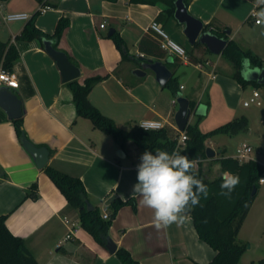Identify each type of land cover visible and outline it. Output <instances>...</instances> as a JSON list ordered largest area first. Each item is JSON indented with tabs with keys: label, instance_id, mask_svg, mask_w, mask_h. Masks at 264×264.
I'll return each mask as SVG.
<instances>
[{
	"label": "crops",
	"instance_id": "1",
	"mask_svg": "<svg viewBox=\"0 0 264 264\" xmlns=\"http://www.w3.org/2000/svg\"><path fill=\"white\" fill-rule=\"evenodd\" d=\"M44 6L50 8L41 12ZM260 6L264 4H258L257 0H192L188 8L207 29L225 33L264 60L263 22L258 24L253 17V38L246 39L241 33L251 10ZM166 7L164 3L129 0H0V41L6 43L4 53L0 54V71L6 68L17 77L19 86L13 89L23 103V128L32 142L49 148V165L81 178L92 204L99 206L101 213L104 208L110 212L115 198L135 200L136 208L130 203L122 206L111 223L109 234L118 248H126L140 264H209L216 252L200 238L191 212L183 225L172 224L157 230L152 223L153 210L142 206L138 195H130L137 183L141 155L145 151L155 155L156 148L146 150L132 140L123 147L91 119L79 116L73 92L63 82L56 61L46 50L44 41L54 42L55 38L27 41L20 37L35 14L37 27L50 35L55 33L61 18L67 19L69 24L59 40V49L81 68L77 80L83 82L92 75L109 74L91 90V102L121 127L140 125L143 119L157 120L164 124L162 128L169 136L179 137L181 130L173 107L175 96L169 87L159 83L153 70L147 69L145 76L134 73L144 66L142 61L165 63L172 77L177 78L179 91L183 85L176 64H193L210 80L216 79L230 110L233 106L228 101L229 91L239 89L240 83L233 77V63L223 53L216 60L212 58L205 44L193 51L195 57L201 58L199 61H192L187 50L188 59H183L162 47L161 43L168 39L182 47L188 40L184 25L175 16L165 21L158 19ZM13 12L29 13L30 18L5 21L4 15ZM153 21L162 25L167 38L151 28ZM111 30L124 39L132 59H123ZM181 73L183 77L188 74L186 70ZM197 80L194 79L195 83ZM213 137L206 140L207 147ZM120 149L124 156L117 154ZM223 150H215L213 159L221 158ZM210 159H195L196 172L202 170L206 179L214 180L222 173L221 163L218 160L216 170L208 172L205 166L211 169L212 164L207 162ZM0 167L5 172L0 175V216L7 215V227L26 240L38 264H123L116 253H111L81 227L78 211L69 206L44 168L37 165L19 138L12 118L1 106ZM35 183L37 188L33 187ZM254 204L255 201L238 237Z\"/></svg>",
	"mask_w": 264,
	"mask_h": 264
},
{
	"label": "trees",
	"instance_id": "2",
	"mask_svg": "<svg viewBox=\"0 0 264 264\" xmlns=\"http://www.w3.org/2000/svg\"><path fill=\"white\" fill-rule=\"evenodd\" d=\"M129 1L132 3L146 4L164 3L167 7L158 16V19L163 21L174 16L176 8V0ZM191 1L185 0L187 5ZM35 16L36 14L29 19L20 37L27 41L36 38L43 39L45 37L49 39L55 38L53 45L59 49V40L69 24L68 20L61 18L55 33L50 35L37 27ZM205 30H209L207 26H205ZM210 31L213 32L211 29ZM215 33L228 39L223 54L233 63L235 68L233 77L244 87L249 81L254 82L257 87L264 85L257 80L251 79L246 81L241 77V60L243 57L250 58L252 65L258 67H264V60L251 50L242 48L237 41L229 39L225 33ZM111 37L114 39L117 47L122 51L123 59H132L133 56L129 53L127 45L120 34L115 31L111 34ZM201 46H204V44L196 42L192 46V50L188 51L192 61L201 60V58L193 55L194 49ZM5 48L6 43L0 41V54L4 53ZM205 48L210 52L207 47ZM69 58L73 63L78 65L70 56ZM137 60L140 62L138 58ZM142 62L143 65L148 64V61ZM6 67L11 69L8 64ZM108 75H92L86 77L83 82L75 79L67 82V85L73 92L77 114L91 119L96 127L107 132L115 141L120 142L123 147L128 140H132L146 150L159 148L169 153L177 151L181 155H187L189 159H203L207 157L206 140L208 138L218 134L236 135L249 130L248 118L245 116L228 121L207 132H203L196 125L188 123L184 130L187 134L185 145L180 146L178 144V137L169 136L167 130L164 128L145 130L140 125H134L130 128L121 127L113 118L105 115L95 106L89 97L93 87L108 77ZM166 86L171 89L174 96L180 97L179 83L175 76L171 77ZM190 106L192 109L196 108L197 102L190 100ZM12 121L15 124L19 138L22 140L24 135L28 137L23 128V114L18 118H13ZM224 152L225 150L221 152L223 156L219 158L221 171L223 173L227 170L239 175L240 184L235 188L232 193V198L229 200L219 195L222 174L214 180H208L203 176L202 170H198L196 174L209 187L210 194L206 200L201 199L202 206H196L192 209L191 216L200 238L208 243L216 252L209 264H241L240 259L246 250V245L238 241V235L259 192L260 179L264 175V166L253 158L245 162H240L234 157L224 156ZM44 171L65 195L69 206L78 211L81 227L88 231L103 246H106V242L111 238L109 229L119 209L129 203L136 208L134 199L122 200L121 198H115L110 204V218L105 219L99 206L94 205L93 209H89L88 202H91V197L81 178L65 173L49 164L44 167ZM0 175H5L1 167ZM33 187L37 188L36 183L33 184ZM254 189H256L255 193H253ZM31 195L37 197L36 193H32ZM6 217L7 215L0 216V264H38L37 259L28 248L26 240L14 235L9 230L6 225ZM115 253L119 256L123 264H140L124 247H119ZM249 264H264V258L258 261L253 260Z\"/></svg>",
	"mask_w": 264,
	"mask_h": 264
},
{
	"label": "rangeland",
	"instance_id": "3",
	"mask_svg": "<svg viewBox=\"0 0 264 264\" xmlns=\"http://www.w3.org/2000/svg\"><path fill=\"white\" fill-rule=\"evenodd\" d=\"M264 9V6L258 8V12ZM254 18L250 15L246 20L245 28L241 31L242 36L246 39L253 38ZM264 26V22H263ZM190 43L184 44L187 51L190 50ZM210 56L215 60L219 58V54L209 52ZM175 68L178 69L177 75L180 77L181 97L193 99L197 102L202 101V104L207 108L205 114H192L191 122L203 131L214 129L228 121L235 120L240 117H247L249 122V130L236 135L218 134L208 143V147H213L215 150L224 149L226 156L233 157L237 153V149L243 143H248L253 150L250 157L258 160L264 166V85L257 87L254 82L249 81L244 87L236 80L239 89L229 91L228 101L233 106V110L226 107V94L217 87L216 79L210 80L205 73H200L193 64L186 66L182 63H177ZM211 70V67L205 68ZM186 70L189 74L185 76L182 71ZM235 70V69H234ZM181 74V75H180ZM198 78L197 83L194 79ZM256 79V78H255ZM253 79V80H255ZM251 80V79H250ZM255 90H259L261 96L257 101L252 102L249 106L244 105V101L249 100ZM174 114L180 108L179 98L174 97ZM208 156L206 157V159ZM219 158H211L209 165H206V171L214 172ZM212 172V173H213ZM222 173H220L221 175ZM219 175V176H220ZM238 241L246 245V250L241 256V264H249L251 261H258L264 258V182L260 183V190L255 200L253 211L244 225V228L238 237Z\"/></svg>",
	"mask_w": 264,
	"mask_h": 264
},
{
	"label": "clouds",
	"instance_id": "4",
	"mask_svg": "<svg viewBox=\"0 0 264 264\" xmlns=\"http://www.w3.org/2000/svg\"><path fill=\"white\" fill-rule=\"evenodd\" d=\"M264 4V0H257ZM257 23L264 22V9L256 13ZM9 21L14 17H7ZM264 70L252 66L251 59L241 60V77L250 80L253 73L257 75ZM145 130L158 128L156 124H140ZM137 165V183L133 185L130 195H138L140 204L153 210L152 223L157 230L166 229L172 224L183 225L189 213L201 205V199H207L209 187L196 174L197 161L181 155L177 151L169 153L156 149L155 155L145 151ZM219 167V166H218ZM240 184V177L230 171L222 173L219 195L231 200L232 193Z\"/></svg>",
	"mask_w": 264,
	"mask_h": 264
},
{
	"label": "water",
	"instance_id": "5",
	"mask_svg": "<svg viewBox=\"0 0 264 264\" xmlns=\"http://www.w3.org/2000/svg\"><path fill=\"white\" fill-rule=\"evenodd\" d=\"M175 5L176 8L174 16L179 23L184 25L183 32L189 43L194 45L196 42H200L205 44L214 54L223 53L227 46L228 39L218 35L217 33L211 32L210 30H205V23L189 11L185 0H176ZM112 32L113 30L110 31V33ZM44 42L46 50L57 63L63 82L78 79L82 73L81 68L70 60L68 54L64 50L56 48L53 45L52 40H45ZM254 67L264 70V67ZM147 69H151L155 72L157 80L163 86L166 85L172 77V71L161 61L148 60L147 65H144L142 68H136L134 73L139 76H145ZM251 79H255L259 83L264 84V72L259 75L253 73ZM179 103L180 108L177 111L175 118L181 131L185 130L192 114L195 113L203 115L207 111L203 104H199L196 108L192 109L190 106V100L186 97L180 96ZM0 106L7 111L8 115L12 119L20 117L24 112L23 103L18 93H16L13 88L7 86L0 87ZM22 143L26 150L34 157L40 168H44L48 164L50 159V150L47 146L37 145L25 135L22 138ZM206 152L207 156L210 158L216 156V151L212 147H207ZM117 154L119 156L125 155L122 149L118 150ZM255 192L256 189L253 190V193ZM88 207L89 209H93L94 205L91 202H88ZM106 248L111 253H115L118 249L117 244L111 238L106 242Z\"/></svg>",
	"mask_w": 264,
	"mask_h": 264
},
{
	"label": "built area",
	"instance_id": "6",
	"mask_svg": "<svg viewBox=\"0 0 264 264\" xmlns=\"http://www.w3.org/2000/svg\"><path fill=\"white\" fill-rule=\"evenodd\" d=\"M49 6H44L41 7L40 11L44 12L47 9H49ZM258 12L257 8H253L251 10L250 15L252 17L256 18V22L258 17L256 16V13ZM7 17H14L13 20H25V19H29L30 18V14L26 13V12H13V13H8L6 15H4V20L5 21H9L7 19ZM11 20V21H13ZM105 24L102 23L101 27H104ZM151 28L157 32L158 34L162 35L163 37L167 38V33L164 31V29L162 28V25L157 22V21H153L151 24ZM163 48H167L170 49L171 51L176 52V54L180 57H182L183 59H188L187 57V51L184 47H182L181 45H179L177 42L168 39L164 42L161 43ZM199 67H202V64H198ZM0 85L1 86H7L10 88H17L19 86V81L17 79V77L8 69L3 68L0 71ZM261 96V93L259 90H255L253 92V95L250 97L249 100L244 101V105L245 106H249L252 102L257 101V99ZM145 123H150V124H156L159 125L158 128H150V129H160L164 126V124L161 121H157V120H151V119H143L141 121L140 124H145ZM141 126V125H140ZM187 139V134L186 132L183 130L181 131L179 137H178V144L181 146L185 145ZM253 148L250 144L248 143H243L242 145L239 146V148L237 149V153L236 155H234V158L238 159L240 162H245L248 161L250 159H252L250 157V153L252 152ZM260 182H264V177H262L260 179ZM102 215L105 219H109L110 218V212L107 208L103 209Z\"/></svg>",
	"mask_w": 264,
	"mask_h": 264
}]
</instances>
